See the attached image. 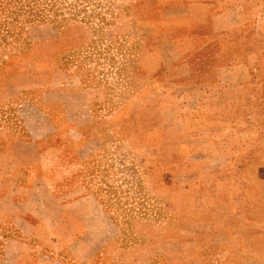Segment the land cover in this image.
Wrapping results in <instances>:
<instances>
[{"label": "rangeland", "instance_id": "1", "mask_svg": "<svg viewBox=\"0 0 264 264\" xmlns=\"http://www.w3.org/2000/svg\"><path fill=\"white\" fill-rule=\"evenodd\" d=\"M80 1L0 13V264H264V0Z\"/></svg>", "mask_w": 264, "mask_h": 264}, {"label": "crops", "instance_id": "2", "mask_svg": "<svg viewBox=\"0 0 264 264\" xmlns=\"http://www.w3.org/2000/svg\"><path fill=\"white\" fill-rule=\"evenodd\" d=\"M235 27H238V25H236ZM238 67H240V68L243 67L245 70H247L246 65L242 64V65L237 66L236 68H238ZM246 74L250 77L248 72H246ZM234 79H235V81H237L236 85L239 82L243 83L246 80L245 78H243V71H241V70L235 73ZM242 145H243V143L241 141L239 143H236V148H235V154L236 155L238 153H241V146ZM250 174H254V173L250 172ZM242 187H244V185H242ZM260 187L262 188L263 186L262 185H256L253 182L251 184L245 183V190H256V189H260ZM238 198H241L240 195L238 196ZM235 199H236V197H235ZM242 199H244V198H242ZM236 207L238 208V206H236ZM234 219L236 222L235 223L236 226H235V231L233 232V237L236 240L235 241L236 253L241 255V256L254 254V252L257 249L256 244H258V232L255 228L256 227L255 225H256V223H259V218H253V216H251L250 218H247L243 214H238V215H236V218H234ZM0 220L2 221L3 219L0 218ZM225 235L227 237V235H230V233L226 232ZM240 264H243V261Z\"/></svg>", "mask_w": 264, "mask_h": 264}, {"label": "trees", "instance_id": "3", "mask_svg": "<svg viewBox=\"0 0 264 264\" xmlns=\"http://www.w3.org/2000/svg\"><path fill=\"white\" fill-rule=\"evenodd\" d=\"M73 1L66 3L63 0H0V13H3L7 17L21 15L27 21H50L48 20V16L60 15L59 11L61 8L72 10L75 7L77 8L76 2H83L80 0ZM81 11L83 10H79V12ZM71 15L73 16V14Z\"/></svg>", "mask_w": 264, "mask_h": 264}]
</instances>
